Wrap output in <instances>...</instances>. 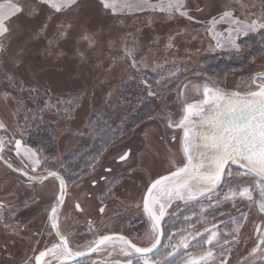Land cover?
I'll use <instances>...</instances> for the list:
<instances>
[{
    "label": "rangeland",
    "instance_id": "obj_1",
    "mask_svg": "<svg viewBox=\"0 0 264 264\" xmlns=\"http://www.w3.org/2000/svg\"><path fill=\"white\" fill-rule=\"evenodd\" d=\"M13 2L23 5L25 11L12 19L10 34L0 39V122L7 127L6 132L0 131V136L20 139L22 147L34 149L42 165L37 171L47 173L48 166L51 170H60L65 164L72 167L78 158L70 155L82 145H91L102 123L110 122L111 117L117 118L119 135L111 136L99 153L107 152L104 164L122 172V176L110 187L101 183L96 189L86 180L85 192L78 193L84 213H75L70 202L58 213L61 224L62 217H69L75 224L79 252L97 237L112 231V227L120 228V218L127 213H138L149 183L166 173L174 159H182L183 132L169 127V118L174 117L173 123L178 122L184 104L202 98L201 81L227 93H246L257 89L252 82L254 74L264 72V31L241 35L239 51L230 45L216 47L209 33L211 19L225 7L232 8L234 15L245 22L264 18L262 0H183L185 10L193 19L135 8L121 9L113 15L101 7L99 0H78L77 7L62 15L51 14L39 0ZM159 2L151 0L153 4ZM68 23L72 24L68 35L58 38L61 26ZM228 27L227 23L217 24L214 31L227 35ZM84 34L94 40V46L90 47L81 38ZM170 38L172 46L168 47ZM127 51L135 58V67L132 58H125ZM218 66L221 71L215 70ZM6 76L12 77L11 83ZM130 117L138 120L130 125ZM44 132L48 133L49 144L42 136ZM28 139L31 144H27ZM126 147L132 149L130 159L124 164H114L115 157ZM2 156L16 158L26 170L31 169L30 165L25 167L26 160L22 163L17 157L14 144L6 147ZM97 164L99 160L93 156L88 168ZM230 170L238 169L230 165ZM1 174L5 176L0 178L3 180L0 197H5V208L14 209L18 219L15 221L12 215L2 219L0 264H25L29 258L34 264V254L57 243L45 227L50 207L57 201L59 181L49 178L43 183L26 185L0 162ZM249 182L254 186L251 178H245L244 183ZM105 186L109 189L105 194L109 206L117 208L112 210L118 213L114 218L110 217L112 212L104 217L97 214L96 206L101 201H96V194ZM220 191H226V187ZM75 195L72 193V198ZM253 196L258 199V191ZM211 199L215 203L216 195ZM194 202L195 224L190 228L181 225L177 231L170 228L174 213ZM124 206H128L125 212ZM246 206L250 213L249 202L239 199L235 205L226 201L211 207L208 196L197 200L174 199L161 220L165 227L162 245L147 254L148 257H167V252L185 248L174 247L181 236H186L190 244L196 230L205 232V228L215 225L219 239L224 234L239 233L237 241L242 248L234 249L232 239L226 242L232 246L222 252L227 264L259 262L250 256L256 246L251 230L253 220L246 219L243 223L235 220L239 210L244 211ZM13 221L16 223L12 224ZM237 224L239 231H233ZM79 227L82 228L77 230ZM92 232L96 238L91 239ZM150 233L151 221L146 217L140 237L143 246H149ZM170 236L173 237L171 245ZM121 247L118 240H113L92 252L88 260L92 264H129L130 261L136 264L137 255L134 252L126 255ZM194 250L192 254L181 250L176 260L167 264H185L190 256L199 254V248ZM220 253H217V264ZM132 257L135 258L130 260Z\"/></svg>",
    "mask_w": 264,
    "mask_h": 264
},
{
    "label": "snow or ice",
    "instance_id": "obj_2",
    "mask_svg": "<svg viewBox=\"0 0 264 264\" xmlns=\"http://www.w3.org/2000/svg\"><path fill=\"white\" fill-rule=\"evenodd\" d=\"M39 3L50 9L51 14L62 15L77 7L78 0H39ZM99 4L105 11H111L113 15L121 9L135 8L142 11L179 14L182 17L193 19L185 10L183 0H160L156 4L151 3V0H99ZM24 11V6L13 0L0 3V39L10 34V22ZM224 23L229 25L225 29L227 35L214 31L215 25ZM210 24L212 27L209 28V33L215 40L216 47L230 45L236 51L240 48L238 40L241 35L246 36L249 32L257 30L264 31V18L245 22L236 17L234 10L228 7H225L218 16H214ZM61 27L58 38L66 37L72 24L68 23ZM81 38L87 41L90 47L94 46V40L87 34ZM171 46L170 38L168 47ZM125 58H132L133 66H136L131 51L125 52ZM6 79L11 83V76H6ZM252 82L257 85V90L246 93L240 91L227 93L220 88L213 89L205 85L202 99H194L184 104L178 122L173 123L174 117L169 118V127L179 128L183 132L180 138V150L183 156L182 159L173 160L167 174L159 175L147 186L143 197V210L151 221L149 246H137L135 242L124 236L103 235L89 246L90 252L99 251L101 246H107L116 239L123 245L121 251L126 255L131 252L137 254L136 264H164L166 256L152 259L147 254L160 243V221L165 215L166 207L170 206L174 199L197 200L208 196L210 207L226 201H232L235 205V201L239 199L248 201L250 206H255L257 211L264 216V72L254 74ZM29 91L32 90L29 89ZM5 99H7V94ZM0 131H7L3 122H0ZM13 144L14 151L17 157L21 158V162L25 160L28 162L25 167L30 165L31 171L36 172L42 166L37 152L32 148L22 147L20 139L0 136V153ZM129 155V152L123 153L119 156V161H127ZM0 159H3L2 155ZM5 163L13 171H20L30 181L42 182L48 177L59 181V194L56 200L57 205L63 203L66 184L64 177L58 172L47 171L46 177L29 176L21 169L14 168L12 163L8 161ZM230 165L237 166L238 170L231 171ZM245 178H251L254 186L251 182L244 183ZM234 180L238 183L233 184ZM222 187H226V191H220ZM256 191H258V199L253 196V192ZM213 194L216 195L215 203L211 199ZM3 207L4 202L0 201V211ZM75 207L78 211H82L79 203H76ZM104 210L102 207L100 212L103 213ZM201 211L203 212L204 209L202 208ZM58 213L59 207L56 205L52 206L48 212L50 228L55 233L58 243H52L51 247H46L38 254H34L35 264H52L53 261L65 264L72 257L83 255L82 252H74L70 248L69 237L61 233ZM241 218L247 219V215L242 213ZM2 219L3 217L0 216V220ZM239 227L240 225L237 224L233 231H239ZM204 231L207 236L203 244L208 247L201 246L199 254L190 256L185 264H217L218 254L213 250L214 246L220 242L216 226L213 225L211 229L205 228ZM257 232V244L252 248L250 255L264 248V225L257 226ZM196 235L202 234L196 230ZM172 240L173 237L170 236V245ZM181 246L189 247V240L186 236H181L180 241L174 245V247ZM222 252L223 250L220 253L219 264H227ZM171 255V252H167V256ZM25 264H31V258ZM129 264L132 262L130 261Z\"/></svg>",
    "mask_w": 264,
    "mask_h": 264
},
{
    "label": "flooded vegetation",
    "instance_id": "obj_3",
    "mask_svg": "<svg viewBox=\"0 0 264 264\" xmlns=\"http://www.w3.org/2000/svg\"><path fill=\"white\" fill-rule=\"evenodd\" d=\"M125 152H129L130 153L129 158L127 159V161L130 159L131 153H132V149L130 147H126L119 155H117L115 157V160H114L115 163L114 164H124L126 162V161H124V162H120L119 161V156L123 155V153H125ZM0 155H2V153H0ZM106 155H107V152H104V153H102V152L99 153L98 152L97 155H95V156H97V161L99 160V164H97L92 169L91 168L90 169L86 168V169H79L78 170V169H75L74 166H72V167L67 166V164H65V167L61 168L60 170H51L49 166L47 167L48 171H56L60 175H62L64 177V179H65L66 195L64 196L63 203L59 206V213L60 214H61L62 209H64L66 206L69 205V202L71 203L72 209L74 210L75 213H78V214L79 213H84V208L82 207V203H81V200H80L81 198L78 197V193L85 192L83 185H84V182L86 180H89L91 182L90 183V187L91 188H93V189L95 188L96 189V188L101 186V183H107V186L110 187V185L114 181H116L117 178L122 176V174H123L122 172L116 171L112 166L104 164V162H105L104 158L106 157ZM98 157H99V159H98ZM12 158L11 157H8V158L7 157H3V159H0V162L8 171H11L14 175H16V177H19L20 178L19 181L23 182L26 185H35L37 183L39 184V183L45 182V180L42 181V182L30 181V180H28V178L25 175H22L18 171H13L12 169H10L7 166V164L5 163V161H8V162L12 163L14 168L21 169L23 172L28 173L29 176H43V175L46 174V173H39L38 171L32 172L31 169H29V170L27 169L28 170L27 171L22 165H20V163L18 162V160L16 158H14V159H12ZM100 162H101V164H100ZM84 170H85V172L82 173V171H84ZM80 172L82 174L78 175V173H80ZM4 176L5 175L1 174L0 178L2 179V177H4ZM90 177H93V178L90 179ZM110 177H112V178H110ZM1 179H0V182L3 181ZM107 186H105V188L101 189L100 191L98 190V192L96 194V201H98V200L101 201V203L96 206L97 214H99L102 217H104V215H106L108 212L111 213L112 210H116L117 209V208H114L113 206L110 207L109 203L107 202V200H109V198L105 195L106 192H108V190H109L107 188ZM145 190H144V193H145ZM58 191H56V193ZM72 193L76 194L74 198H72ZM144 193H143V196H144ZM58 194H59V192H58ZM90 195H91V193H90ZM56 196H57V194H56ZM143 196H142V200H141V206L138 208V213H135V215L127 213L125 216L120 218L121 221H122V225L120 226V228L112 227L111 228L112 231L107 232L105 234H102L101 236L107 235V234H119V235L124 236L125 238L135 242L137 244V246H142L143 247V243L140 242V237H141L143 229H145L146 217H148L147 214H145V212L143 210ZM0 201L4 202V207H3L2 211H0V216H2L3 219H4L6 216L8 217V215H12V217L15 218V221H17L18 217L15 215L16 214L15 210L12 209V208H5L7 206L6 205L7 202H5V197L4 196L1 195ZM76 203H79L81 205L82 211H78L76 209V207H75ZM54 205H57V201H55V203L52 206H54ZM195 205H196V202L192 203V205H189L188 207L179 208L178 209L179 211L177 210L178 212L174 213V215H173V222H171L170 228L172 227V228H174V231H177L178 227L181 226V225H188L189 228L192 227L195 224V221H194L195 220L194 214L196 213L195 212V207H196ZM51 207H50V209H51ZM102 207L105 209L103 213L100 212V209ZM127 208H128V206H124L123 207L124 212L127 210ZM251 209H252V211L250 213H249V206L244 207V211L239 210V213H238V215H237L235 220L240 221L239 223H243V221L246 220V219H242L241 218V214L242 213L247 215V219H249V220L252 219L253 220L252 225H251L252 226L251 230H252L253 242H254L253 245H256L257 244V235H258L257 226L264 225V216H262L257 211L255 206H252ZM188 212H189V214H188ZM185 213L187 214L186 215V219L183 218ZM117 214L118 213L112 212V214H110V217L113 216V218H114L115 216H118ZM61 219H62V224H61V222H59L60 231H61L62 234H64V235L69 237V239H70V248L74 252H76V251H78L77 250L78 248L76 246V239L75 238L78 235V233L74 232V230H75V226L74 225L75 224L72 223L71 221H69V217H67V218L62 217ZM148 219H149V217H148ZM66 220H68V221H66ZM15 221H13L12 224L16 223ZM180 221H184V222H180ZM1 222H2V220H0V224H1ZM160 222H161V228H162V238H161L159 246L156 248L155 251H157L159 249V247L162 245V242H163V239H164V231H165L164 222H162V221H160ZM224 223L222 224L223 227L226 225ZM223 227H221V228L223 229ZM45 228H46V232L48 234H51L55 238V233L51 230L49 221L47 222V225H46ZM81 228L82 227H79V228H77V230L81 229ZM145 232L146 231L143 232V235L146 237V233ZM200 233L202 235H200V236L195 235L194 236L195 238L191 239V243L189 244V247L176 249V250H174L172 252L171 256H167L166 260L164 261V264L171 263V262H173V260L175 261L176 258L178 257V255L180 254L181 250L182 251L184 250V252L192 254L195 251L194 250L195 247H197L199 249L201 248V246L207 248L208 246L203 244L204 239H206L207 233L201 232V231H200ZM176 234H177V232H176ZM95 236L96 235L93 236V232H92L91 239L97 237V236L96 237ZM99 237H97L95 240H97ZM238 237H239V233H237L236 235L230 234V233L228 235L224 234L219 239V241H220L219 244L215 245L213 249L215 250L216 253H220L221 250L224 251L225 248H227L228 246L229 247L232 246L231 244H227L226 243V242H231L232 239L235 240L234 249H241L242 248L241 245H238V241H237ZM55 240H56V238H55ZM114 240H116V239H114ZM56 242L58 243L57 240H56ZM92 244L93 243H91L90 245H92ZM44 249H41L39 251H42ZM88 249H89V247H87L84 251H81V252L83 253V252L87 251ZM38 252H37V254H38ZM91 254H92V252L87 254V255H85V256H82V255L74 256L71 259H69L68 261H66L65 264H92L91 261L88 260V257ZM250 256L256 257L254 259V261H257V260L259 261V262H254V263H251V264H264V248H261L254 255H250ZM134 258L135 257H132L130 260H133ZM34 264H35V261H34ZM52 264H58V262L57 261H53Z\"/></svg>",
    "mask_w": 264,
    "mask_h": 264
},
{
    "label": "trees",
    "instance_id": "obj_4",
    "mask_svg": "<svg viewBox=\"0 0 264 264\" xmlns=\"http://www.w3.org/2000/svg\"><path fill=\"white\" fill-rule=\"evenodd\" d=\"M218 67L215 68V70L219 69L218 71H221L220 70L221 67L220 66H218ZM130 119L131 120H130L129 124L132 125L131 122L132 123L136 122V120H138V117H135L133 119L130 117ZM109 121L110 122L106 121V122L101 124V126H100L101 129L98 128V131H97V134H98L97 139L91 145H86V146L82 145V147H80V149L78 151H74V153L72 155H70V156L77 155L76 158H78V160L73 165L75 167V169L79 170V169L88 168L89 165H90V159L93 156L97 155V153L101 149V146L103 144H105V143L107 144L110 141V139H112L111 136L119 135L120 132H119V130L117 128L118 125L116 123L117 122V118L116 117H111ZM42 136L44 137L46 143L49 144L50 143L49 142L50 139L48 137V133L44 132L42 134ZM27 144H31L30 139H28ZM84 172H85V170L82 171V173H84ZM82 173L80 172V173H78V175H80Z\"/></svg>",
    "mask_w": 264,
    "mask_h": 264
},
{
    "label": "water",
    "instance_id": "obj_5",
    "mask_svg": "<svg viewBox=\"0 0 264 264\" xmlns=\"http://www.w3.org/2000/svg\"><path fill=\"white\" fill-rule=\"evenodd\" d=\"M200 84H202V88H201V91H202V95H203V88H204V86L206 85L205 84V81H201L200 82ZM203 84H205V85H203ZM209 84V83H208ZM208 87H210V88H213V89H215L213 86H211L210 84L209 85H207ZM255 90H257V89H255ZM255 90H253V91H255ZM202 99V98H201ZM19 173H21L20 171H18ZM164 174H167V173H164ZM164 174H162V175H164ZM43 176H47V173L45 174V175H43ZM158 177V176H157ZM156 177V178H157ZM49 178H51V177H48L47 179H49ZM155 179V178H154ZM46 180V179H45ZM44 181V180H43ZM151 183V182H150ZM149 183V184H150ZM146 190H147V188H146ZM146 190H145V192H146ZM145 194V193H144ZM144 197V196H143ZM56 206H60V205H56ZM148 216V215H147ZM107 235H110V236H113V237H119V236H121V235H119V234H107ZM159 235H160V241H161V238H162V228H161V222H160V230H159ZM160 244V243H159ZM159 244H157V246H156V248L159 246ZM156 248H154L151 252H153V251H155L156 250ZM150 252V253H151ZM89 253H91L89 250H87V251H85V252H83V255L82 256H85V255H87V254H89ZM149 254V253H148Z\"/></svg>",
    "mask_w": 264,
    "mask_h": 264
}]
</instances>
